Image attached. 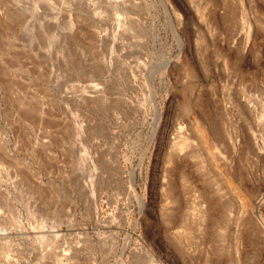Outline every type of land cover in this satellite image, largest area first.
Segmentation results:
<instances>
[{
    "label": "rangeland",
    "instance_id": "374dc122",
    "mask_svg": "<svg viewBox=\"0 0 264 264\" xmlns=\"http://www.w3.org/2000/svg\"><path fill=\"white\" fill-rule=\"evenodd\" d=\"M0 264H264V0H0Z\"/></svg>",
    "mask_w": 264,
    "mask_h": 264
},
{
    "label": "bare ground",
    "instance_id": "6f19581e",
    "mask_svg": "<svg viewBox=\"0 0 264 264\" xmlns=\"http://www.w3.org/2000/svg\"><path fill=\"white\" fill-rule=\"evenodd\" d=\"M93 87V86H92ZM158 119H159V117H158ZM158 119H157V122H158Z\"/></svg>",
    "mask_w": 264,
    "mask_h": 264
}]
</instances>
